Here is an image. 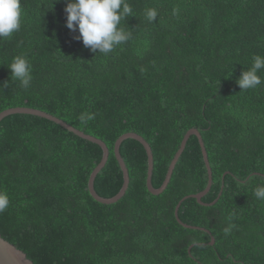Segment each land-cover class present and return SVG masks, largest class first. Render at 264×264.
<instances>
[{
	"label": "trees",
	"instance_id": "obj_1",
	"mask_svg": "<svg viewBox=\"0 0 264 264\" xmlns=\"http://www.w3.org/2000/svg\"><path fill=\"white\" fill-rule=\"evenodd\" d=\"M120 27L131 39L92 52L66 27L65 0H21V30L0 39V114L27 107L104 141L110 157L96 192L116 196L123 170L115 156L126 133L154 155L160 188L185 135L191 136L167 189L147 187L144 146L127 139L121 155L130 183L115 204L96 201L88 184L102 148L47 119L11 115L0 123V234L34 264H264V83L241 90V73L264 56V0H128ZM155 9L154 22L146 13ZM16 56L32 65L30 87L11 81ZM258 75L264 80V69ZM229 229L228 231H225ZM212 237L215 244L210 245Z\"/></svg>",
	"mask_w": 264,
	"mask_h": 264
},
{
	"label": "clouds",
	"instance_id": "obj_2",
	"mask_svg": "<svg viewBox=\"0 0 264 264\" xmlns=\"http://www.w3.org/2000/svg\"><path fill=\"white\" fill-rule=\"evenodd\" d=\"M66 27L79 33L75 39L82 40L83 45L92 52L107 55L117 46L127 43L131 33L120 27L132 13L128 0H65ZM157 11L150 9L146 13L149 22L157 18ZM21 0H0V39L12 36L21 30ZM11 81L17 80L21 87L27 89L32 81V65L24 56H16L8 65ZM264 69V56L255 55L252 66L243 71L237 80L241 90L255 89L264 83L259 71ZM8 87L5 81L0 89ZM257 199L264 200V186L254 190ZM10 200L5 192H0V213L9 206ZM226 229L225 231H228Z\"/></svg>",
	"mask_w": 264,
	"mask_h": 264
},
{
	"label": "water",
	"instance_id": "obj_3",
	"mask_svg": "<svg viewBox=\"0 0 264 264\" xmlns=\"http://www.w3.org/2000/svg\"><path fill=\"white\" fill-rule=\"evenodd\" d=\"M16 114L32 115V116H38V117L47 119L49 121H52V122L62 126L66 130L75 134L76 136H78L84 140L90 141L94 144H97L102 148V150H103L102 160H101L100 164L92 172L90 179H89L88 188H89L90 194L92 195V197L96 201H98L102 204H106V205L115 204L119 200H121L125 196V194L128 190V187H129V183H130L129 171H128V168H127V166H126V164L122 158L121 152H120L121 145L124 141H126L127 139H134V140L140 142L144 146V148L147 152V156H148L147 187H148V190L151 194L158 196V195H161L167 189V187L171 181V178H172L174 169L176 167V164H177L178 160L180 159L181 155L183 154L189 139L191 138V136H196L198 138L200 146L202 148L204 161H205V164H206V167L208 170V174H209L208 186H207L206 190H204L203 192H201L199 194H195V195L185 197L178 204L176 211H175V215H176L177 221L183 227H185L187 229L201 230V231L207 232L208 234H211L209 230H206L204 228H200V227H196V226H190V225L183 223L180 220L179 214H178L181 204L186 199H189V198L196 199L199 204L204 205V206H212V205H215L217 202V201H215L211 204H205L202 202V199L208 194V192L211 189L212 182H213V174H212V169L210 166V162H209V158H208V154H207V150L205 148L203 138L197 129H191L185 135V137L181 143L180 149L178 150L177 154L175 155V157H174V159H173V161L169 167L166 179L160 188H155L153 186V183H152V176H153V171H154V155H153L152 148H151L150 144L142 136H140L136 133H126V134L122 135L117 140V142L115 144L114 153H115V156H116V158H117V160H118V162H119V164L123 170L124 184H123L122 189L120 190V192L116 196H114L112 198H104V197H101L95 190V180H96L98 174L100 173V171L107 164L109 157H110V150L104 141H102L101 139L96 138L94 136H91L89 134H86L83 131H80V130L76 129L75 127H73L72 125L66 123L65 121H63V120H61V119H59L53 115H50L44 111L32 109V108H27V107L11 108V109H8V110L2 112L0 114V123L5 118H7L8 116L16 115ZM214 244H215V239L212 237V242L210 243V245H214ZM0 264H34V263L28 259L27 255L24 252L17 249L16 246H14L13 244L6 241L0 234Z\"/></svg>",
	"mask_w": 264,
	"mask_h": 264
}]
</instances>
